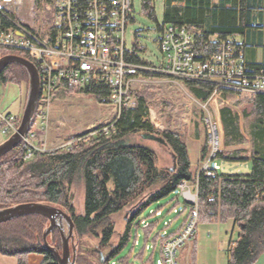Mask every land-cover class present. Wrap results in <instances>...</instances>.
Wrapping results in <instances>:
<instances>
[{
	"label": "trees",
	"instance_id": "16d2710c",
	"mask_svg": "<svg viewBox=\"0 0 264 264\" xmlns=\"http://www.w3.org/2000/svg\"><path fill=\"white\" fill-rule=\"evenodd\" d=\"M44 1L53 6V0ZM39 2L37 0L36 5L39 6ZM261 3L262 0H164L163 23L158 25L155 0H141L142 14L157 24L159 33L164 26L171 25L185 27L193 35L197 60L213 56L217 52L218 41L225 42L229 37L242 36L245 43L260 42L259 37L256 39L249 33L262 31V26L255 19ZM11 16L12 20L15 19ZM12 20L3 17L6 26H14ZM131 22L133 24L135 18L132 17ZM233 43L243 54L248 73L264 76V64H247L241 49L243 46ZM144 51L136 43L131 60L139 62L134 53ZM10 54L28 58L24 52L0 49V57ZM0 81L5 85L19 86L20 98L24 96L26 100L29 77L21 65H9L2 72ZM185 85L202 102L208 101L215 90V85L209 82L186 81ZM62 92L91 94L102 103L107 102L109 95L107 87L102 85L82 90L61 89L56 93ZM227 94L224 92L225 96ZM134 95L136 108L123 110L108 135L86 137L65 151L36 152L29 160L24 159L29 147L22 141L0 158V210L27 203L61 208L72 217L75 225L78 239L75 264H133V260L153 264L156 253L162 256L163 243L180 229L164 235L161 231L156 232L157 221L144 224L141 216L152 204L175 193L182 183L187 182L197 186L198 226L201 223L233 222L237 229V240L228 250V264H255L264 252V93L245 97L243 102L250 104V110H243L242 116L229 106L219 110L224 146L232 148L250 144L251 149L222 151L217 159L229 163L250 162L251 173L229 175L216 171L214 178L205 176L199 169L193 171L187 142L182 135L156 131L148 108V101L155 96V91L145 88L137 90ZM17 117L20 120V116ZM241 117L250 121L247 135L242 131ZM92 132L94 130L76 138ZM136 135L161 137L175 158L174 171L159 165L154 149L131 142ZM201 153L202 160H205L208 145L202 148ZM78 183L83 184L85 193L82 213H77L73 206V188ZM177 199L176 196L174 200ZM177 204L178 200L174 205ZM185 205L191 209L188 203ZM125 210L127 214L129 211L132 213L124 219L125 228L119 233L112 219ZM159 212L157 209L153 213ZM49 225V220L39 215L0 224V254L16 258L18 264H28L31 254L42 256V264H58L55 256L43 245V234ZM141 235L144 245L139 254L133 255L134 248L140 246ZM86 240L94 242V245L86 248L84 253L82 249ZM48 243L61 251L58 230L48 236ZM130 243L132 251L121 258ZM149 249L152 253L145 262V252Z\"/></svg>",
	"mask_w": 264,
	"mask_h": 264
},
{
	"label": "built area",
	"instance_id": "2783aa9c",
	"mask_svg": "<svg viewBox=\"0 0 264 264\" xmlns=\"http://www.w3.org/2000/svg\"><path fill=\"white\" fill-rule=\"evenodd\" d=\"M24 1L0 0V49L26 53L40 74L41 96L36 117L23 139L29 147L25 160L40 150L34 141L39 134H45L49 107L61 89L82 90L102 85L109 90L107 104L115 108L114 117L88 136L108 135L123 110L136 108L134 93L142 82L152 77L165 81L209 82L215 85L212 95L264 93V76L248 73L243 54L233 42L218 41L213 56L197 60L194 37L185 27L164 26L157 40L159 57L150 60L143 57L146 53L135 52L139 62L132 61L133 47L128 46L127 32L132 25L131 18H135L134 0H53L52 20L40 31L37 26L20 27L13 9H21ZM3 17L11 18L14 26H6ZM206 123L212 150L209 159H215L222 151V131L210 118ZM19 125L17 116L0 109V135L11 137ZM218 170L216 162L208 161L201 172L214 178ZM178 191L191 209L180 231L163 243L157 264H179V249L189 245L196 236L197 186L184 182Z\"/></svg>",
	"mask_w": 264,
	"mask_h": 264
},
{
	"label": "rangeland",
	"instance_id": "374dc122",
	"mask_svg": "<svg viewBox=\"0 0 264 264\" xmlns=\"http://www.w3.org/2000/svg\"><path fill=\"white\" fill-rule=\"evenodd\" d=\"M37 0H25L21 5V9H13L20 27L37 26L38 31L45 30L52 20L53 6H50L44 0H40L39 6L36 5ZM135 6V22L129 26L127 32V43L131 48L136 43L140 48H144L146 53L143 57L154 60L159 57V47L157 40L159 32L157 31V24L150 21L142 14L141 0H134ZM34 7L32 10L31 8ZM155 13L158 25L163 23L164 14V0H155ZM41 24V27H40ZM138 33V34H137ZM138 35V38H136ZM3 57V56H2ZM0 57V58H2ZM23 57V56H22ZM151 88L155 91V96L149 102L150 119L156 126V131L162 133L172 131L182 135L187 142L190 138L197 136L203 144L208 145V154L202 167L208 161L216 162L220 167V174H249L251 172L250 164L246 163H229L224 162L222 159H209L211 153V146L209 143V132L206 120L210 118L212 123L220 126L222 131V151L227 152L228 148L224 146V135L221 122L217 119L219 110L223 106H229L236 110L242 116V111L250 110V104L243 102L245 97L250 96L248 93L241 94H227L218 93L211 95L208 101L202 102L197 100L188 90L185 82L177 80H160L158 77H152L151 80L142 82L138 90ZM8 89L0 88V106L8 102L7 94ZM10 107L7 108L6 114L20 116V121L23 115L24 107L27 98L14 99L13 94L9 98ZM115 113V108L108 105L107 102H99L91 94L83 93H59L55 94L51 106L49 107V122L47 130L43 136L40 134L35 139V145L40 149L38 152L47 151H65L78 144L79 135L91 132L103 125L112 121ZM241 128L244 134H248L249 122L241 117ZM92 137V136H88ZM87 137V138H88ZM10 138V137H9ZM76 138V139H75ZM86 138V137H85ZM8 138L0 135V141L5 142ZM73 139V140H72ZM131 142L142 144L154 149L158 156L159 165L162 168L173 169L174 162L170 150L149 138H143L140 135L133 136ZM71 143V144H70ZM204 145V147H205ZM203 147V148H204ZM221 151V152H222ZM220 152V153H221ZM249 167V169H248ZM193 171L195 169L193 168ZM192 185V184H191ZM84 186L78 183L73 188V206L77 213H82L84 207ZM178 197L177 206L174 205ZM58 208V207H57ZM61 209V208H60ZM157 209H160L158 214H154ZM130 210V209H129ZM189 206H186L184 199L180 197L179 191L171 194L167 198L162 199L160 202L152 204L145 210L141 216L144 224L150 222H158L157 230L161 231L164 235L175 232L183 222V218L189 212ZM176 211V212H175ZM124 212L113 217L112 221L115 224L116 231L122 233L125 228V220L128 219L132 212ZM180 212V213H179ZM180 215H179V214ZM144 226V225H143ZM233 222L226 224H199L196 229V237L194 240L185 247L179 249L177 260L179 264H228V247L230 241L234 245L237 240L238 231L232 230ZM78 239L75 236L74 246L76 247ZM88 242V243H87ZM90 245V246H89ZM94 242L84 241L85 253L86 248H90ZM139 245L134 248L133 255L139 254L144 245L143 235L139 238ZM82 247V248H83ZM232 247V246H230ZM195 248L194 256L192 257ZM132 251V243L125 248L121 254V258H125ZM61 252V251H60ZM73 255V250H71ZM152 249L146 250L145 262L151 256ZM77 257V254H76ZM93 258V257H92ZM160 255L156 253L153 256V264H157ZM76 262V261H75ZM133 264H152L143 263L139 260H133ZM255 264H264V252L259 256Z\"/></svg>",
	"mask_w": 264,
	"mask_h": 264
},
{
	"label": "water",
	"instance_id": "95a60500",
	"mask_svg": "<svg viewBox=\"0 0 264 264\" xmlns=\"http://www.w3.org/2000/svg\"><path fill=\"white\" fill-rule=\"evenodd\" d=\"M12 64L21 65L27 71L29 88L19 128L16 133L0 144V158L20 145L24 137L30 131L41 96L40 74L37 66L28 58L14 54L6 55L0 58V76L2 72ZM142 137L147 139L146 135H142ZM149 139L165 146V141L159 136L152 135ZM172 159L175 163V158L173 156ZM174 169L175 168L170 169V171L172 172ZM32 215L43 216L49 220L50 225L43 234V245L55 256L58 264H75L77 254L76 247L74 246L75 225L72 217L62 209L42 203L20 204L0 210V224ZM54 230H58L61 235V252L48 243V236ZM71 250H73V255Z\"/></svg>",
	"mask_w": 264,
	"mask_h": 264
},
{
	"label": "crops",
	"instance_id": "0c3cea01",
	"mask_svg": "<svg viewBox=\"0 0 264 264\" xmlns=\"http://www.w3.org/2000/svg\"><path fill=\"white\" fill-rule=\"evenodd\" d=\"M255 16H256L255 19L257 20V24L262 26V29H261L262 31L253 30L249 34L251 35V37H254L256 39H258V37H259L261 40L260 42H254L253 43V42L249 41L250 43H245L244 42L245 38L242 36L229 37L227 41L235 42L237 45L243 46V47H241V49L244 50L247 64H264V0H262L261 7H260V9L257 10ZM260 32H262V33H260ZM253 34H254V36H253ZM3 87H4V89L9 90L8 94H7L8 95L7 96L8 102H5L0 106V109L3 110L4 112H6L7 108H9L11 106L10 105L11 103L9 101V98L11 97V95L13 94V98L16 100V99L21 97V90H20V87L15 85V84H7V85L3 84ZM217 119L220 121L219 113H218ZM187 146H188V151H189V156H190L192 168H194L195 170L199 169V171L201 172L203 169L202 164L205 162V160H202V158H201V154H202L201 151H202V148L204 146L202 140L199 137L194 136V137L190 138V140L187 141ZM241 149L246 150V151H250L251 145L248 144V145H244V146L232 147V148H228L227 151L241 150ZM244 163L250 164L249 167H251L250 162H244ZM235 164H239V163H235ZM249 167H248V169H249ZM219 170H221L220 166H219ZM219 170H218V172H219ZM229 175H241V174H229ZM245 175H248V174H245ZM185 220H186V215L183 218L182 225L177 230L182 228V226L185 223ZM235 229L236 228L233 224L232 230L234 231ZM232 242L233 241H230L229 245L233 247L234 245H232ZM230 246L228 247V250H229V248H231ZM42 262H43V258H42V256H40L38 254H31L28 256V264H42ZM0 264H18V262H17L16 258H14V257L4 256V255L0 254Z\"/></svg>",
	"mask_w": 264,
	"mask_h": 264
}]
</instances>
